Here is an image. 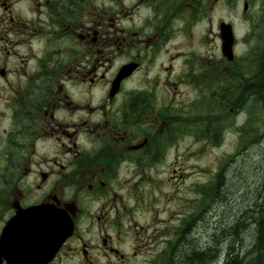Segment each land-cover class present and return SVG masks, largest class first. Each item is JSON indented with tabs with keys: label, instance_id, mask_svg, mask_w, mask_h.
<instances>
[{
	"label": "flooded vegetation",
	"instance_id": "1",
	"mask_svg": "<svg viewBox=\"0 0 264 264\" xmlns=\"http://www.w3.org/2000/svg\"><path fill=\"white\" fill-rule=\"evenodd\" d=\"M219 2L0 0V264H120L124 190L138 207L134 184L171 162L173 130L204 117L225 74L240 92L228 115L248 121L242 88L261 65L214 56L232 24L215 20ZM165 228L164 240L151 220L131 228L133 243H162L158 264L173 255ZM45 243H62L48 260Z\"/></svg>",
	"mask_w": 264,
	"mask_h": 264
},
{
	"label": "rangeland",
	"instance_id": "2",
	"mask_svg": "<svg viewBox=\"0 0 264 264\" xmlns=\"http://www.w3.org/2000/svg\"><path fill=\"white\" fill-rule=\"evenodd\" d=\"M249 2L250 9L245 13L244 0H220L213 15L215 20L220 18L235 26V57L241 65L247 63L254 71L264 56V0ZM203 50H208L206 45ZM212 52L215 57H223L221 47ZM186 89V98L190 101L195 94L190 87ZM207 104L215 106L216 102L205 96L203 106ZM189 106L202 107L200 101L189 103L187 109ZM187 109L179 113L184 114ZM250 112L251 125L245 128L249 137H244L241 131L247 121V110L242 115L240 112L229 115L213 112L208 116L204 113L203 118H190L187 125L175 127L182 131L173 130L171 162L148 168L146 175L152 179L134 184L142 201L138 207L131 206L134 200L124 190L128 207L122 212L125 226L120 228V253L127 258L120 259V264H152L153 261L158 264L162 243H133L132 225L146 224L149 220L157 226L163 240L171 233L164 226L172 227L173 250L183 241L219 247V255L204 264H225L230 247L233 254L248 255L254 231L256 234L253 220L256 212L252 208L264 195V111L260 105H252ZM184 120L174 118L176 123ZM123 177L131 182L139 178L128 172ZM129 186L125 183V188ZM239 222L236 233L233 227ZM244 225L248 228L243 229ZM251 256L252 252L249 259Z\"/></svg>",
	"mask_w": 264,
	"mask_h": 264
},
{
	"label": "trees",
	"instance_id": "3",
	"mask_svg": "<svg viewBox=\"0 0 264 264\" xmlns=\"http://www.w3.org/2000/svg\"><path fill=\"white\" fill-rule=\"evenodd\" d=\"M252 79V83H247L245 88L242 89L247 90L252 94L253 99L250 107L252 105H260L264 111V56L258 75ZM235 86L236 82L230 84L229 78L227 76L224 78V80H222V82H220V95L217 101L215 98V106H210V104H207L204 107V113L206 116L213 112L222 114L227 112L228 109L234 107V103L237 99L234 97V95H237L238 97V94L240 93L239 85L234 90L233 87ZM250 107L247 124L241 128L244 137H249L245 128L248 124L251 125ZM252 209L256 212L255 215H253V220L256 224V234L254 231L255 238L251 247L247 249L248 255L252 252L251 259H249L248 255L246 256L244 254H240L239 252L233 254V248L230 247L228 258H226L225 264H264V195L262 196V200H257L254 203ZM240 223L241 222L233 227L236 233L238 230L237 226H239ZM226 224H228V222ZM244 226L245 227H243V229L248 228L246 227L247 225ZM229 238V236L225 237L226 241ZM200 240L201 239H199V241ZM183 242L184 243H180V245H178V243L175 245L170 264H204L209 258L218 256V253L221 252L219 251V247L213 246L212 244H209V246H204L199 243H190L187 241Z\"/></svg>",
	"mask_w": 264,
	"mask_h": 264
},
{
	"label": "water",
	"instance_id": "4",
	"mask_svg": "<svg viewBox=\"0 0 264 264\" xmlns=\"http://www.w3.org/2000/svg\"><path fill=\"white\" fill-rule=\"evenodd\" d=\"M222 31L224 32L223 34V46L222 50L225 56H227L230 60L234 58V53H233V44H234V33L232 30V26L229 24H222ZM126 70H122L120 73V80L126 76ZM54 243H45V252L46 255L48 254L50 247Z\"/></svg>",
	"mask_w": 264,
	"mask_h": 264
}]
</instances>
